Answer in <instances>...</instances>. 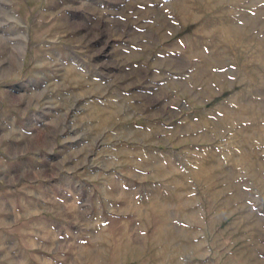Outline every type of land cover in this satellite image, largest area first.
Wrapping results in <instances>:
<instances>
[{
    "label": "rangeland",
    "instance_id": "obj_1",
    "mask_svg": "<svg viewBox=\"0 0 264 264\" xmlns=\"http://www.w3.org/2000/svg\"><path fill=\"white\" fill-rule=\"evenodd\" d=\"M0 264H264V0H0Z\"/></svg>",
    "mask_w": 264,
    "mask_h": 264
}]
</instances>
